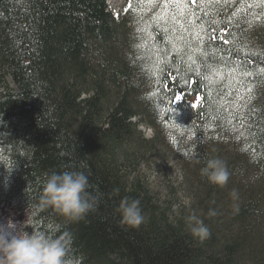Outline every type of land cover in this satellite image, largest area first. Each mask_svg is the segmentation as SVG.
I'll return each instance as SVG.
<instances>
[{
	"label": "trees",
	"instance_id": "16d2710c",
	"mask_svg": "<svg viewBox=\"0 0 264 264\" xmlns=\"http://www.w3.org/2000/svg\"><path fill=\"white\" fill-rule=\"evenodd\" d=\"M156 120L200 187L186 212L138 177L156 136L137 127ZM0 157L2 203L28 233H68L67 264H264V0H125L117 16L106 0H0ZM212 157L223 187L200 174ZM65 170L97 198L79 221L37 207L45 174ZM124 197L139 228L120 222Z\"/></svg>",
	"mask_w": 264,
	"mask_h": 264
},
{
	"label": "clouds",
	"instance_id": "9594fccd",
	"mask_svg": "<svg viewBox=\"0 0 264 264\" xmlns=\"http://www.w3.org/2000/svg\"><path fill=\"white\" fill-rule=\"evenodd\" d=\"M7 170H12L10 164ZM200 174L209 183L220 187L227 184L230 176L227 163L219 157L207 159ZM88 189L89 178L82 171L46 173L37 207L52 208L70 221H79L94 210L97 203V198ZM230 195L234 200L238 198L235 190ZM235 210L238 211V208ZM116 212L120 215V222L130 228H139L146 219L138 199L122 198ZM208 215L214 216L216 212L210 211ZM186 223L198 242L210 238L209 227L195 213L186 217ZM68 237V233L58 238L46 236L42 232L28 233L22 226L17 228L11 219H6L0 222V264H67L65 255Z\"/></svg>",
	"mask_w": 264,
	"mask_h": 264
},
{
	"label": "rangeland",
	"instance_id": "374dc122",
	"mask_svg": "<svg viewBox=\"0 0 264 264\" xmlns=\"http://www.w3.org/2000/svg\"><path fill=\"white\" fill-rule=\"evenodd\" d=\"M106 2L114 16H117L125 8V0H106ZM155 123L154 129L149 125L137 127L138 135L144 139L156 136L154 142L146 148V153L137 165L138 177L162 202V205L170 207L174 212L177 210L186 212V208L196 202L195 194L201 195L200 187L192 181L184 160L179 157L176 149L178 144L171 143L170 133L159 120ZM230 149L231 145L226 151ZM133 175L131 171L130 179ZM248 181L244 182L248 183ZM6 219H11L16 227L20 228L25 216L23 211L11 205H4L0 199V222Z\"/></svg>",
	"mask_w": 264,
	"mask_h": 264
},
{
	"label": "snow or ice",
	"instance_id": "6c2138e0",
	"mask_svg": "<svg viewBox=\"0 0 264 264\" xmlns=\"http://www.w3.org/2000/svg\"><path fill=\"white\" fill-rule=\"evenodd\" d=\"M149 3H152L153 0H148ZM167 3H177V4H180V3H183V0H166ZM193 2H195V0H193ZM129 8H131V4L129 5ZM198 38H199V35H198ZM216 37L213 36V37H210V39H215ZM223 42L224 43H230V41L227 39V36L225 35L224 36V39H223ZM191 59V58H190ZM194 63V61H193ZM183 99L182 95L178 94L176 96V100L177 101H181ZM195 106V105H194Z\"/></svg>",
	"mask_w": 264,
	"mask_h": 264
}]
</instances>
